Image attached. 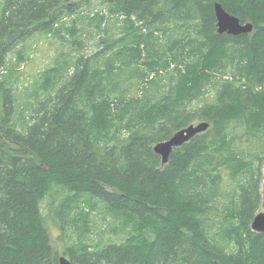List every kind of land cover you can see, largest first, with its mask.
Masks as SVG:
<instances>
[{"label": "trees", "instance_id": "obj_1", "mask_svg": "<svg viewBox=\"0 0 264 264\" xmlns=\"http://www.w3.org/2000/svg\"><path fill=\"white\" fill-rule=\"evenodd\" d=\"M93 1L107 15H85ZM216 3L252 31L219 33ZM81 18L102 45L90 56ZM64 31L80 53L41 73L29 112L0 80V264H264V232L252 229L264 207V0H1L0 68L36 34L68 41ZM197 118L210 126L163 162L154 147ZM227 178L236 197L216 223ZM55 188L65 196L52 218L78 233L62 250L41 210ZM97 201L122 239L85 240Z\"/></svg>", "mask_w": 264, "mask_h": 264}, {"label": "rangeland", "instance_id": "obj_2", "mask_svg": "<svg viewBox=\"0 0 264 264\" xmlns=\"http://www.w3.org/2000/svg\"><path fill=\"white\" fill-rule=\"evenodd\" d=\"M1 2V0H0ZM107 15L105 10V5L93 1L83 7L82 12L85 15L93 16L94 13L101 11ZM68 23H71V20H68ZM108 23L111 26H114V31L116 35H120L121 27L124 25L123 19L119 18L116 20L115 17L110 16ZM114 23V24H113ZM77 28L81 30V40L84 42V47L82 53L85 56H90L96 53L101 49L100 42L98 43L99 33L96 31L95 27L92 24L87 23V20L80 19L77 23ZM67 36L68 41L61 39L60 37L55 38L53 35L43 36L41 34H36L34 37L29 39L26 43L20 45L15 52H12L8 56L7 65L0 68V80L5 76L10 80L9 82L14 87V95L16 100V107L18 110L24 109L29 112L30 104H35L36 99L33 95V90L38 88L40 84V75L41 73L51 66L59 58L70 57V60L76 59L80 51L78 50L81 46L71 42L73 39L70 37L68 32L64 31ZM70 39V40H69ZM22 49L26 55V60L23 61L20 65H17L16 62V51ZM16 63V64H15ZM17 66L19 74L12 73L11 69ZM74 71V67L71 68L70 73ZM208 92L204 98H209L210 100L215 92V89L212 87L208 88ZM131 94L141 95L139 87H130ZM196 101L193 105L194 107L201 106L203 100ZM30 103V104H29ZM29 110V111H28ZM26 112V113H27ZM18 121L20 120V114H16ZM21 122V121H20ZM200 119H195L193 124H198ZM248 141H244V146L248 152H259L261 150V144L253 145ZM264 169V162L262 165ZM227 177V176H226ZM234 182L226 179L222 195L217 199L216 202L211 204L213 207L211 209V218L216 221V223L224 218L226 209L232 207V200L236 197L233 193L235 188ZM65 196V193L60 189H53V191L42 201L41 210L44 216L47 219V226L50 231L53 244L59 250H62L65 243H73L77 240L78 233L76 230H73L72 226H67L66 231L60 229L59 225L54 221L52 215L54 213V206H57ZM88 198V197H87ZM96 202V200H91ZM97 209L90 214V230L85 236V240L89 243H97L100 241H105L109 239L120 240L124 236L123 230H121V224L115 222L112 218L108 217L104 213L103 204L100 201H97ZM83 207H87L86 204ZM258 212H264V207L261 206ZM79 210H76L71 214V218L79 216ZM82 221L78 220V224L81 225ZM126 234V232H125Z\"/></svg>", "mask_w": 264, "mask_h": 264}, {"label": "water", "instance_id": "obj_3", "mask_svg": "<svg viewBox=\"0 0 264 264\" xmlns=\"http://www.w3.org/2000/svg\"><path fill=\"white\" fill-rule=\"evenodd\" d=\"M215 10L219 33L239 35L250 33L252 31L253 26L251 23L242 24L238 17L227 12L219 3L215 4ZM209 126L210 124L208 122L202 121L198 124H191L184 127L177 131L170 139L159 142L154 147V150L162 155L163 162H166L174 147L183 145L197 134L204 132ZM252 229L257 232H264V212H260L255 216L252 222ZM60 264H71V262L65 256H61Z\"/></svg>", "mask_w": 264, "mask_h": 264}, {"label": "bare ground", "instance_id": "obj_4", "mask_svg": "<svg viewBox=\"0 0 264 264\" xmlns=\"http://www.w3.org/2000/svg\"><path fill=\"white\" fill-rule=\"evenodd\" d=\"M146 58V57H145Z\"/></svg>", "mask_w": 264, "mask_h": 264}]
</instances>
